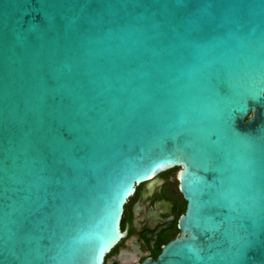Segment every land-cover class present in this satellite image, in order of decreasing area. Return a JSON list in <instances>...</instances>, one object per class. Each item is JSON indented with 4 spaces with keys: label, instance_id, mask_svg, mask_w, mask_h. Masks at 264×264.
<instances>
[{
    "label": "water",
    "instance_id": "1",
    "mask_svg": "<svg viewBox=\"0 0 264 264\" xmlns=\"http://www.w3.org/2000/svg\"><path fill=\"white\" fill-rule=\"evenodd\" d=\"M173 168L132 264H264V0H0V264H102Z\"/></svg>",
    "mask_w": 264,
    "mask_h": 264
},
{
    "label": "flooded vegetation",
    "instance_id": "2",
    "mask_svg": "<svg viewBox=\"0 0 264 264\" xmlns=\"http://www.w3.org/2000/svg\"><path fill=\"white\" fill-rule=\"evenodd\" d=\"M186 201L178 189L176 168L166 170L135 186L123 206V236L106 254L102 264L140 263L156 258L163 245L178 233V219Z\"/></svg>",
    "mask_w": 264,
    "mask_h": 264
}]
</instances>
